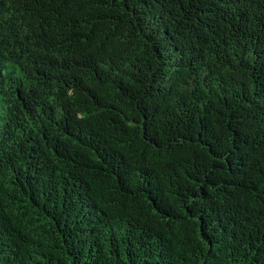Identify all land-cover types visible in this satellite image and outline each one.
<instances>
[{
  "label": "trees",
  "instance_id": "16d2710c",
  "mask_svg": "<svg viewBox=\"0 0 264 264\" xmlns=\"http://www.w3.org/2000/svg\"><path fill=\"white\" fill-rule=\"evenodd\" d=\"M0 264H264V0H0Z\"/></svg>",
  "mask_w": 264,
  "mask_h": 264
},
{
  "label": "rangeland",
  "instance_id": "374dc122",
  "mask_svg": "<svg viewBox=\"0 0 264 264\" xmlns=\"http://www.w3.org/2000/svg\"><path fill=\"white\" fill-rule=\"evenodd\" d=\"M12 68H15L17 71H18V67L16 66H13L9 63H3V62H0V69H2V71H7V70H11Z\"/></svg>",
  "mask_w": 264,
  "mask_h": 264
}]
</instances>
